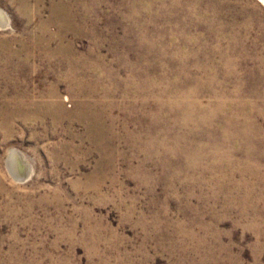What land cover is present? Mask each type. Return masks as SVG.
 Returning a JSON list of instances; mask_svg holds the SVG:
<instances>
[{"label": "rangeland", "instance_id": "374dc122", "mask_svg": "<svg viewBox=\"0 0 264 264\" xmlns=\"http://www.w3.org/2000/svg\"><path fill=\"white\" fill-rule=\"evenodd\" d=\"M0 9V264H264L262 0Z\"/></svg>", "mask_w": 264, "mask_h": 264}, {"label": "bare ground", "instance_id": "6f19581e", "mask_svg": "<svg viewBox=\"0 0 264 264\" xmlns=\"http://www.w3.org/2000/svg\"><path fill=\"white\" fill-rule=\"evenodd\" d=\"M264 2V0H262ZM6 21V17L4 12L0 9V24L4 25ZM6 24V23H5ZM8 166L10 168V170L17 175H22L25 171L23 162L21 160V157L19 156V154L15 151H11L9 156H8Z\"/></svg>", "mask_w": 264, "mask_h": 264}]
</instances>
